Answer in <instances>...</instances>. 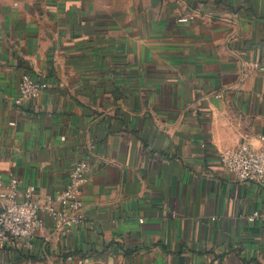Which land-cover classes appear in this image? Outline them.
<instances>
[{
    "label": "crops",
    "instance_id": "obj_1",
    "mask_svg": "<svg viewBox=\"0 0 264 264\" xmlns=\"http://www.w3.org/2000/svg\"><path fill=\"white\" fill-rule=\"evenodd\" d=\"M257 65L264 0H0V176L43 198L91 168L84 222L42 214L0 264H264V183L220 159L264 146ZM23 74L49 87L16 104Z\"/></svg>",
    "mask_w": 264,
    "mask_h": 264
},
{
    "label": "built area",
    "instance_id": "obj_2",
    "mask_svg": "<svg viewBox=\"0 0 264 264\" xmlns=\"http://www.w3.org/2000/svg\"><path fill=\"white\" fill-rule=\"evenodd\" d=\"M193 15L182 16L179 23H188ZM264 72V66H256ZM49 87V83L23 74L19 84L16 104L38 99ZM261 143L264 138H259ZM225 169L241 183H264V146L255 148L248 137L234 150L221 154ZM86 160L78 161L72 168L66 186L53 196H36L30 188L22 189L19 181L11 177L4 182L0 176V250L18 240H31L43 225L41 215L53 222L57 234H68L84 222L85 205L82 190L90 173ZM249 221L264 219V213L253 212ZM73 256L65 257V264H72ZM80 259L78 264H86ZM28 264H37L29 262Z\"/></svg>",
    "mask_w": 264,
    "mask_h": 264
}]
</instances>
